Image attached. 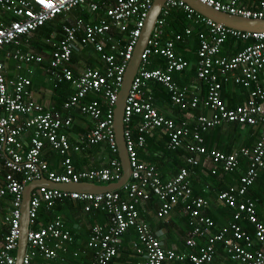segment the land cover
I'll list each match as a JSON object with an SVG mask.
<instances>
[{"label": "built area", "instance_id": "built-area-1", "mask_svg": "<svg viewBox=\"0 0 264 264\" xmlns=\"http://www.w3.org/2000/svg\"><path fill=\"white\" fill-rule=\"evenodd\" d=\"M218 11L246 18H264V0L252 8L240 5V0H199ZM153 0H0V52L16 62V76L11 78L0 59V204L10 197V209L3 220L7 230L0 244V264H14L18 244L23 190L27 183L42 177L56 183L97 182L109 183L122 176L121 162L115 139L114 107L125 70L130 61L141 30L145 24ZM182 8L193 24H202L204 31L198 35L196 50V77L206 85V95L188 92L178 85L173 74L190 66V62L176 53L174 39L184 42V34L191 33L186 27L184 34L167 36L166 19L175 8ZM78 11L80 15L73 12ZM83 14H99L91 21ZM59 17L57 38L45 39L48 51L24 49L22 38L37 28ZM123 33L118 42H109L111 35ZM186 36V37H187ZM227 38L251 41L230 57L222 56L221 49ZM113 53H104L105 46ZM90 46L107 64L104 71L84 67L77 73L72 68V57L80 47ZM116 53V54H115ZM154 58L160 65L150 67ZM39 66L47 82L57 86L66 83L71 93L62 104V111L35 98L30 76L23 75L21 68ZM264 72V31L249 32L229 28L206 18L181 0H164L155 26L140 55V63L134 74L123 108V137L131 173L128 182L119 190L105 192H78L39 186L32 190L28 207L29 231L27 246L21 264H30L39 256L47 260L62 257L68 251L73 235L59 217L44 225H36L42 205L52 208L55 202L69 199L81 202L84 212L102 211L107 221L91 226L87 247L93 256L89 264H109L118 254L122 237L133 228L136 238L130 241L132 251L143 257L141 264H166L189 261L192 264H208L215 255L218 243L237 264H264V224L257 218L256 202L247 196L249 187L261 169L264 170V86L260 74ZM249 87V96L243 104L229 108L221 95L223 82ZM163 85L170 93L171 101L181 110H195L199 103L206 112L198 113L192 125L179 123L162 115L153 104L149 83ZM256 86L251 88L250 83ZM253 84V85H254ZM88 94L99 95L104 102ZM79 109V116L88 118L90 126L85 132L73 133L70 114ZM139 117L138 122L134 118ZM257 126L259 131L252 146L241 145L232 152L208 149L203 133L227 122ZM163 130L166 148L176 150L185 139L188 154L185 163L190 167L210 164L211 172H235L242 159L247 167L238 184L219 193L218 199L232 209L234 221L226 228L213 232L214 221L205 214L209 202L203 197H192L189 181L190 169L183 166L169 180H162L152 162L139 159V149L145 146L146 136L153 130ZM47 142V144H45ZM105 143L112 154L106 165L99 168L76 169L71 153L81 152ZM57 152L59 169L50 167L45 158V147ZM45 150V151H44ZM154 195L157 202L155 217L164 219L174 208L182 205L189 215V226L184 244L195 249L187 254L166 248L162 240L141 217L142 205ZM252 225L250 236L236 220ZM255 239V241H254ZM78 252H73L77 255Z\"/></svg>", "mask_w": 264, "mask_h": 264}, {"label": "trees", "instance_id": "trees-1", "mask_svg": "<svg viewBox=\"0 0 264 264\" xmlns=\"http://www.w3.org/2000/svg\"><path fill=\"white\" fill-rule=\"evenodd\" d=\"M258 4L259 3H257L256 5H258ZM73 13L76 14V15H80V12H78V11H75ZM98 15L99 14H94V15H90V16L87 15L86 16L85 14H83V17H85L88 20H91V21L95 22L97 20ZM58 25H59V17H56L53 21L47 23L44 26H41V27L37 28L36 30L31 32L30 35L22 38V41L24 43V45H22V47L24 49L31 48V50H34V51H48L50 49V46L45 42V39L51 38V37H54V36H55L54 38L58 37V35H57ZM189 26L192 27V31L187 36L186 34H184V29L186 27H189ZM170 30H172L174 32V34H176V33L184 34V37H185L184 42H186V45L189 47V49H191V52L193 51L192 52L193 55H189V56L183 55L184 52H185V50H184L185 43L181 42L180 40H175L174 39V41H175L174 47H175L176 53H178L179 55L182 54V56L186 60H188L190 62V66L188 68H186L185 70L181 71V72L174 73L173 74V80L176 83L178 82L179 84H181V83H185V82L189 81L191 78H193L192 85L198 86L199 88L201 86V88H202V90L198 89V92H197V95H200V99H202L206 95V85L203 82H201L200 80H198V78L196 77V68H195V62H196V53H195V51H196V47H191L190 43H189V40H192V39L196 40V43L198 44V35H199L200 31L201 32L204 31V26L202 24H193V23H191L186 18V12H184L182 8L178 7V8L173 9L170 12L168 18L166 19V30H165V33L167 34L168 32H170ZM121 36H123V33H117L116 32L115 34L111 35V38H110L109 42H112V41L113 42H118L119 46H121V45H123V42L120 39ZM171 37H173V34L170 35V38ZM250 42L251 41H242V40H236L234 38H227L225 40L223 46H222L221 55L222 56H226V57H230L232 55H235L237 52L242 50ZM228 47H229V49H228ZM103 52L104 53H113V52L109 51V48H108L107 45L105 46ZM160 64H161V62L159 61V59L158 58H154L152 63H151V65H150V67H155V66H158ZM84 67H91V68H95V69L104 71V70L107 69V64L101 59L99 53L93 51L90 46H84V47H80L77 51L74 52L73 57H72V68L77 73L80 69H82ZM43 68H44V66H42L41 69H43ZM190 71L192 72V75H189V76L185 77L184 78V82H183V80H181V78H179L180 75L185 73V72L187 74ZM19 72L21 74H23V75L30 76L31 82H32L31 88L33 87V85L36 84L35 81L32 79L31 74H30V72L28 71L27 68H21V70ZM259 76H260L259 80H261V85L264 86V72H262ZM253 84H254L253 82L250 83L251 88L256 86L255 84L254 85ZM49 86L51 87L52 92H53L52 98H54L52 100L53 103L51 105H54L55 107H57L58 109L61 110L62 109V107H61L62 104L67 99L69 93H71V91H72L71 86L66 84V83L58 84L57 86H54V85L49 83ZM152 89H153V92H154V95H155V96H153V104H154V100H155L157 102L156 104H161L162 105V99L164 101L167 100L170 103L169 94H168L166 88L163 85L158 84V86H156V87H154ZM249 89H250L249 87H243L242 85H235V84H233L230 81L223 82L222 86H221L222 99L224 100V102H225L227 107H229V108L236 107L237 104H236L235 101H236V98H237V93L239 92L241 97H242V100L240 99L241 102L243 101V99H244V102H245L246 99L249 96V93H250ZM200 91H201V94H199ZM91 98L92 99L95 98V99L100 100L101 104L104 106V102H103V100H101V97H99V95L88 94L87 97L84 98V100L88 101ZM157 109H159V108H157ZM177 109L179 111H182L180 108H177ZM198 109H199L198 113H200V112H202V113L204 112L205 113L206 112V109L203 106V104L201 103V101L199 103V108ZM70 111H71L70 112L71 116L75 120V117L77 115L79 116V112H78L79 109L78 108H73ZM184 111H188V110H184ZM86 119H88V118L86 117ZM72 126L69 128L70 132H71V130H73V131H74V129L76 130V127L73 126V128H72ZM157 130H160V129H157ZM85 131H83V132H85ZM258 131H259V127H257V126L244 125V124H240V123L235 122V121L234 122H227V123H223V124H220L218 126H215V127L211 128V129H209L208 131L204 132L203 133L204 144L206 145V147L209 150L210 149H216V150H221V151H224V152H232L233 150L237 149L241 145H244V146L252 145V141L254 140L253 138L254 137L257 138ZM191 142H192L191 138H188V139H185L183 145L181 147H179L178 149L173 150V151L167 150L168 153H171V154H173L175 156H179V158L181 159V164L179 165V169L181 167H183V166H188L185 163V159L184 158L188 154L187 145H188V143H191ZM45 144H47V142H45ZM165 144H166V142H165ZM160 147H162V146L160 145ZM45 150L47 152L50 151L53 154L58 155L57 152H55L52 149H49V146H46ZM116 157H117V154H116ZM72 163H73V161H72ZM156 167H157V165H156ZM246 167H247V161H246V159H242L241 162H240L239 168L233 173H224V172H221V171L219 173V171H218L214 175H212L209 172V175L211 174L210 176L214 179L213 181H218V182L222 181L224 183L228 182V183L231 184L232 181H235V182L239 181V177L245 172ZM194 168H197V167H194ZM189 169H190V167H189ZM235 182H233V183H235ZM228 186H226V187L223 186L222 188H220V191H218V192L220 193L224 189H228ZM192 188H193V184H192L191 189ZM192 191H193V189H192ZM192 195H193L192 197H203V198L205 197V196H200V195L197 196L194 193H192ZM247 196L252 198L256 202L255 204H256V215H257V218L264 224V170L263 169H261L260 172H258V175L255 178V181L249 187V191H248ZM153 197L155 198V196L154 195L151 196V198H152L151 202H154L157 205L156 198H155V200H153L154 199ZM64 202L68 203V202H72V200L63 199V200L57 201V202H55L53 207L56 204L64 203ZM146 205H149V204H147V202H146L142 206L144 207ZM223 206H224L225 210L230 211L229 214L223 215V212H220V214H217L213 210H208V208L205 211V214L208 215L214 221V226L212 228L213 232H217L218 233L222 228H226L227 229L226 230V235L230 236L231 235V231L229 229V227H230L229 224L235 220L234 216L232 214L233 210L232 209H227L224 204H223ZM50 209L51 208H46L45 205L41 206V208L39 209L40 211H38L36 225L33 226L34 228H36L39 224L40 225H44L45 223H47V222H49L51 220H54L57 217L61 218L58 214H54V212L52 210H50ZM148 209L151 210V206H148ZM153 210L155 211L154 215H153V218H154L155 221H153L152 219H149L148 217H144L145 213L143 212L142 209L140 210L141 213H142L141 217L146 219L148 221V223L149 224L151 223L152 225L156 224V226H157L159 224V225H161L159 227H162V223H163V225H166L167 222L158 223L159 221H162V220L161 219H157L155 217L157 207L156 208L153 207ZM87 213H90V212H87ZM99 213L106 216V219H105V221H106L107 220V214L105 212H102V211H96V215L99 214ZM43 216L44 217L46 216L47 218L43 219ZM187 216H189V215L186 214L185 218L183 219V221H185V223L183 222L184 223L183 225H181V226L174 225L172 227V228L179 229L178 230V235H179L180 238L181 237L183 238L182 240H180L181 243L187 237L188 230L190 229V226L188 225L189 219L187 218ZM236 221L242 225L244 230H246V232H248L251 237L254 236V231H253L252 225L247 223L245 220L238 219ZM218 224H220V225L218 226ZM63 225L66 227V224L64 222H63ZM183 228H185V229H183ZM182 230H185V231H182ZM132 231H134L133 228H129L128 231H126L123 236H125V237L128 236L129 237ZM88 235H89V233H88ZM122 239H123V237H122ZM73 240L76 241L77 238L75 236L72 238L71 244L67 245L68 250L70 249V247L74 246ZM83 240H84V243L81 246L77 247V245H76L75 247H72V249L78 248L77 250H79V253L77 255H75V256L71 255V257H69L70 258L69 259V261H70L69 264H89L90 260L92 259L91 256H93V250H92V248H88L87 247L88 237L83 239ZM254 241H255V239H254ZM183 243H182V245H183ZM220 244L218 243L217 246H216L215 254L218 253V256L214 255V258H213V260H212V262L210 264H219L218 261H219L220 254H226L227 258H229V263H230V261H232V262L234 261V260H232L229 257V254H227L226 251H224V248H222V244L221 245ZM129 245H130V243H129ZM120 247H122V243H121ZM129 250L132 251L131 248ZM178 251H180V250H178ZM67 252H65V253H67ZM121 253H120V256H121ZM88 258H89V261H88ZM43 259L44 258L37 256V257L32 259L30 264H38ZM183 264H192V263H190L189 261H186Z\"/></svg>", "mask_w": 264, "mask_h": 264}, {"label": "crops", "instance_id": "crops-1", "mask_svg": "<svg viewBox=\"0 0 264 264\" xmlns=\"http://www.w3.org/2000/svg\"><path fill=\"white\" fill-rule=\"evenodd\" d=\"M260 1H263V0H240V5L245 6L246 8H252L257 3H259ZM173 33L174 32L172 30H170V32L167 33V36H170ZM184 43H185V47H184L185 52L183 55H185V56L193 55V53H192L193 51L191 52V49H189V47L186 45V42H184ZM189 43H190L191 47H196V50H197L198 44L196 43V40H193V39L189 40ZM28 49H31V48H28ZM228 49H229V47H228ZM195 53H196V51H195ZM180 55L182 56V54H180ZM0 59L5 64V67L8 71V76L11 78L15 77L16 73H17L15 70V66H16L15 60L7 57V55L4 53V51L0 52ZM30 66H29V68H30ZM189 75H192L191 71L188 72L187 74H186V72L181 74L179 78H181V80H183V82H184V78L189 76ZM192 83H193V78H191L189 81H187L185 83H181V84L178 83V84L180 86L187 87L189 93L197 95L198 89L202 90V88H201V86H200V88L198 86H194V85H192ZM156 86H158V84L153 83V82L149 83V86H148V88L151 91L153 96H155V95H154L152 88H154ZM32 90H33V94H34L35 98H37L40 102H43L44 104H52L53 103V101H52L54 99V98H52L53 92H52L51 87L49 86V83L47 82V79H46L44 87H42L41 85H37V83H36L35 85H33ZM167 92L169 94L168 90H167ZM199 94H201V91L199 92ZM198 97L200 98V95H198ZM169 99H170V103H169V101H167V100L164 101L162 99V105L156 104L157 102L154 100V105L157 108H159L158 110L162 113L163 116L168 117V118H172L177 123H179L180 120L181 121L186 120V121L190 122L189 125H192L193 122L195 121V116H196V114H198L199 109L188 110V111H184V110L179 111L177 109L178 106H176L172 103L171 98H170V94H169ZM240 99L242 100V97H241L240 93L238 92L237 98L235 101L237 105H240L244 102V99L242 102ZM139 120H140L139 117L134 118L135 123L138 122ZM90 124L91 123L88 119L82 118V117L77 115L75 117V121H74V125H73L76 127V130L74 129V131L73 130H71V131L73 133L83 132V131L88 129ZM73 126H72V128H73ZM253 139L254 140L252 141V145L254 144L256 137H254ZM166 141H167V138H166L165 134L163 133V131L153 130L152 132H150L146 136L145 146L142 147L141 149H139V154H138L140 160H142L144 162H152L153 164L157 165L156 168L158 169V172H159L162 180H164V181L172 179L178 173L179 165L181 164V159L179 158V156H175V155L167 152L168 149L165 146ZM160 145L162 147H160ZM252 145H250V146H252ZM44 155H45L46 160L50 164L51 168L59 169L58 163H59L60 158L58 155L53 154L50 151H48V152L46 151L44 153ZM111 155L112 154H110V152L107 148V145L105 143H102V144H98L95 146H91L90 148H87L86 150L78 152V153L72 152L71 153V159H72L74 167L76 169L94 168V167H102V166L106 165L108 162V159L111 157ZM220 171H219V173H220ZM209 172L212 175L215 174V173L213 174L211 172V165L210 164H201L200 166H197V168H194V167L190 168V172H189V181L190 182L189 183H190L191 187L193 184L192 193H194L197 196H199V195L205 196L204 198L206 200H208L209 205H211V206H209L208 210H213L217 214H220V212H223V215H227L230 213V211L225 210L222 202L219 201L217 196L219 195L218 191H220V188H222L223 186L226 187L230 183H228V182L224 183L222 181H219V182L213 181L214 179L210 176L211 174L209 175ZM221 172H223V171H221ZM2 175H3L2 171L0 170V185L4 184L3 179H2V177H3ZM233 182H235V181H232V183L228 186V188L230 186H235L238 184V181L235 183H233ZM224 190H226V189H224ZM153 200H155V198ZM151 201H152V198L147 202V204H149V205H146L144 207L142 206V210L145 213L144 217H148L149 219H152L153 221H155L153 218L155 209L153 210V207L156 208L157 205H156V203L151 202ZM10 205H11L10 204V197L5 196L2 199L1 204H0V244L2 241L3 233L7 230V224L4 222L3 218L8 213V211L10 209ZM148 206H151V210L148 209ZM227 209H230V208H227ZM50 210H52L54 212V214H58L62 218L63 222L66 224V227L71 231L73 237L75 236L77 238L76 241L73 240L74 246H72L73 245L72 244L71 245L72 247H75L76 245H77V247H79L84 243L83 239L88 237V233H89L92 225L105 223L107 221V220L105 221V219H106L105 215H102L100 213L96 215V211H92L90 213L84 212L83 204L81 202H78V201H72V202H68V203H66V202L59 203V204H56ZM186 214L187 213L185 212L182 205H178L174 208V210L171 212V214L169 216H167L164 219H161L162 221L158 222V223L167 222L166 225H163V223H162V227H159V226H161L159 224L157 226H156V224H153V225L151 223L149 224L146 219H145V221L148 223L151 230L153 232H155V234L162 240L164 247L173 248L176 251L180 250L178 252L187 254L189 252L194 251L195 249L187 248L185 246V244L183 243L184 241L182 242L183 243V245H182L180 240H182L183 238L182 237L180 238L178 235L179 229L172 228L174 225H179V226L183 225L185 223V221H183V219L185 218ZM45 218H47V217L43 216V219H45ZM187 218L189 219V216H187ZM219 225L220 224H218V226ZM185 228H183V229H185ZM182 231H185V230H182ZM135 238H136V234L134 233V231L131 232L129 237L123 236V239L121 241L122 247H120L118 255L110 262V264H141L143 257L139 256V255L133 253L131 250H129L130 249L129 243L132 239H135ZM72 247H70V249L68 250L67 253L62 254L63 257H58V258L52 259V260L43 259L38 264H69V262H70L69 257H71V255H73V252L77 251L79 253V250H77L78 248L72 249ZM222 248H223V245H222ZM120 253H121V256H120ZM215 256H218V253L215 254ZM220 256H219V261H218L219 264H237V263H234L232 261H230V263H229V258H227L226 254H220ZM91 258H92V256H91ZM88 261H89V258H88ZM185 262H183V263H185ZM183 263H180V262H170L169 263L168 262L166 264H183ZM210 263H208V264H210Z\"/></svg>", "mask_w": 264, "mask_h": 264}, {"label": "water", "instance_id": "water-1", "mask_svg": "<svg viewBox=\"0 0 264 264\" xmlns=\"http://www.w3.org/2000/svg\"><path fill=\"white\" fill-rule=\"evenodd\" d=\"M187 3L192 9L199 12L206 18L211 19L214 22L221 23L229 28H233L240 31L249 32H263L264 31V18L263 19H253L246 18L239 15H233L227 12L218 11L207 4L202 3L199 0H181ZM164 0H153V4L148 12L145 24L141 30L140 36L134 48L132 57L128 62L127 68L124 73L121 87L117 94V99L114 107V121L113 128L115 139L118 147V157L122 166V176L119 180L110 183H91V182H81V183H56L42 177L39 180H34L27 183L23 190V198L21 204V216H20V228H19V238L16 247L15 263L21 264L22 259L27 246V234L29 231V216L28 207L31 197V192L33 189L39 186H45L48 188H54L58 190L65 191H78V192H105L112 190L121 189L129 180L131 173V166L128 160L124 137H123V108L125 103V98L128 93L132 78L137 71L140 63V55L143 48L146 46L147 41L151 35V32L155 26V21L160 13L162 4Z\"/></svg>", "mask_w": 264, "mask_h": 264}, {"label": "rangeland", "instance_id": "rangeland-1", "mask_svg": "<svg viewBox=\"0 0 264 264\" xmlns=\"http://www.w3.org/2000/svg\"><path fill=\"white\" fill-rule=\"evenodd\" d=\"M30 70H31V77L35 81V83H37V85H41L42 87H44L46 82V75L41 69V67L32 64L30 66Z\"/></svg>", "mask_w": 264, "mask_h": 264}, {"label": "clouds", "instance_id": "clouds-1", "mask_svg": "<svg viewBox=\"0 0 264 264\" xmlns=\"http://www.w3.org/2000/svg\"><path fill=\"white\" fill-rule=\"evenodd\" d=\"M117 157H118V153H117ZM118 158H119V157H118ZM119 160H120V159H119ZM94 168H99V167H94ZM80 183H81V182H80ZM91 183H93V182H91ZM95 183H97V182H95ZM102 183H103V182H102ZM109 183H110V182H109ZM97 184H99V183H97ZM72 201H74V200H72ZM61 219H62V218H61ZM100 224H101V223H100ZM121 241H122V240H121ZM120 245H121V243H120ZM119 250H120V246H119ZM119 250H118V253H119ZM25 251H26V250H25ZM15 254H16V250H15ZM117 255H118V254H117ZM117 255H116V256H117ZM116 256H114V257L112 258V260H113ZM112 260H111V261H112ZM111 261H110V262H111ZM109 264H110V263H109Z\"/></svg>", "mask_w": 264, "mask_h": 264}, {"label": "bare ground", "instance_id": "bare-ground-1", "mask_svg": "<svg viewBox=\"0 0 264 264\" xmlns=\"http://www.w3.org/2000/svg\"><path fill=\"white\" fill-rule=\"evenodd\" d=\"M184 2V1H183ZM187 4V3H186ZM256 19H258V18H256ZM233 29V28H232ZM170 94V93H169Z\"/></svg>", "mask_w": 264, "mask_h": 264}]
</instances>
